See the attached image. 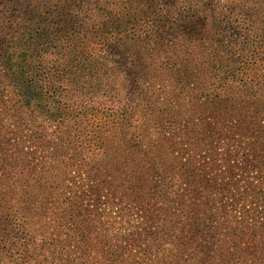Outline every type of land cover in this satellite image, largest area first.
Instances as JSON below:
<instances>
[{
  "label": "trees",
  "instance_id": "obj_1",
  "mask_svg": "<svg viewBox=\"0 0 264 264\" xmlns=\"http://www.w3.org/2000/svg\"><path fill=\"white\" fill-rule=\"evenodd\" d=\"M0 264H264V0H0Z\"/></svg>",
  "mask_w": 264,
  "mask_h": 264
},
{
  "label": "rangeland",
  "instance_id": "obj_2",
  "mask_svg": "<svg viewBox=\"0 0 264 264\" xmlns=\"http://www.w3.org/2000/svg\"><path fill=\"white\" fill-rule=\"evenodd\" d=\"M212 36V34H209ZM212 42H207L204 38L203 33H189L186 36V53L188 59L191 61V78L192 82L202 81V78H199L200 73L196 72L195 67L202 65L206 61V56L212 50Z\"/></svg>",
  "mask_w": 264,
  "mask_h": 264
}]
</instances>
